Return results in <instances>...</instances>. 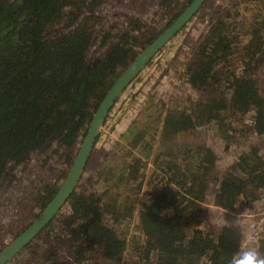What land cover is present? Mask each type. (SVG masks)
I'll use <instances>...</instances> for the list:
<instances>
[{
    "label": "trees",
    "instance_id": "1",
    "mask_svg": "<svg viewBox=\"0 0 264 264\" xmlns=\"http://www.w3.org/2000/svg\"><path fill=\"white\" fill-rule=\"evenodd\" d=\"M85 1L88 13L79 19L67 13L75 0H0V217L15 203L11 191L15 182L22 183L19 167L26 169L33 155L47 147L49 152L30 171L36 179L11 220L0 218V249L8 232L24 231L26 219L54 197L107 90L136 56L135 48L158 32L129 15L121 33L114 34L113 25L102 33L94 52L96 27L106 18L95 9L106 1ZM117 1L141 11L152 3L149 13L159 8L168 24L192 2L111 0V5ZM67 18L70 28L56 30ZM199 45L184 68L198 94L184 100L181 110L164 115L161 103L158 111L138 118L102 162L87 169L44 228L48 249L36 264H228L241 250L240 229L209 226L203 203L212 179L218 187L212 203L218 207L259 201L264 158L253 148L220 176L210 165V147L186 145L179 136L203 124L229 145L246 142L254 133L264 135V0L219 6ZM224 81L232 105L221 89ZM250 111L247 122L242 117ZM19 254L9 264L17 263Z\"/></svg>",
    "mask_w": 264,
    "mask_h": 264
},
{
    "label": "rangeland",
    "instance_id": "2",
    "mask_svg": "<svg viewBox=\"0 0 264 264\" xmlns=\"http://www.w3.org/2000/svg\"><path fill=\"white\" fill-rule=\"evenodd\" d=\"M105 1L106 3L103 2L101 6H97L95 9L98 15L102 17L106 16V18L104 21L105 24L96 27L95 41L91 47V50L94 52L99 44L98 40H100L102 33L111 29L112 25V32L114 34L121 33L128 24L127 17L129 15L141 18L149 23L151 25L150 27H156L158 32L168 25V23L164 21L165 19L160 17L161 12L159 8H152V12L149 13L151 6H153L152 3L150 7L148 6L144 11H141L138 8L139 6L135 9L131 7L128 9L123 7V5H119V1L114 2L112 5L111 0ZM229 1L230 0H209L201 13L196 14L184 29L165 45L126 88L104 123L99 140L93 151L94 154H92V165L87 167L89 171L94 170L95 166L102 162L105 153H109L113 150V147L121 140L122 134L129 129L131 124L138 118H142L144 114L149 112L158 111V108L161 107V103L163 107L161 113H164V115L168 112L181 110V104L184 100L198 94L190 88L185 79V64L191 60L194 51L200 48L199 44L207 33L209 18L213 16L219 6L226 5ZM88 3L89 2L85 0H75V2L68 7V16H73L75 18L79 17V19L83 18V16L88 13L86 12ZM89 6L94 10V3H90ZM70 23V19L67 18L64 22L59 24L56 30H68L70 28ZM113 42L112 40L110 45ZM143 47L137 46L135 49L139 52ZM94 54L95 53L91 51L89 53L90 57H93ZM232 65L233 67L236 66L238 71H241L243 68L240 63L234 60L232 61ZM261 74V77L264 79V70ZM227 87L228 84L226 82L221 85L222 91L226 92L228 95V105H232V102H230L232 92H230ZM252 116L253 112L250 111L247 113V116L241 117H245L246 121L249 122ZM179 138L184 143H187L186 145L194 142L210 147L212 151L209 154L213 157L210 165L213 166L214 173L220 174V176H224L228 173L234 164L237 163L244 154L250 153L253 148H256L258 150L257 154L261 156V158H264V135H258L256 133L250 135L246 142L229 145L223 139L221 133L214 130L209 124H203L181 132ZM51 144L52 143H50L49 146H52ZM46 153H49L48 147L44 151L33 155L32 159L27 162L26 169L22 168L23 166L19 167L18 177L22 178V183L17 184L15 182L13 184L11 195L14 197L15 203L1 214L0 218L2 221L11 220V212L26 198L27 194L25 191H27L28 188L30 189L31 180L36 179V173L30 171L36 168L37 164L39 165L41 156L44 157ZM87 169L85 174L87 173ZM217 188V184L213 182L212 179L209 185V195H207V200L203 203L205 222L209 226L214 227L223 228L224 226H235L239 228L243 234L241 250L248 245V240L246 238L255 236V247H257L261 253H264V195L259 201H255L250 205L245 204L239 205L234 209H223L212 203ZM5 196L4 194L3 197ZM41 210V208L36 209L34 217H28L24 226L26 225L27 227ZM21 224L22 223L19 222L15 223L16 226H20ZM17 231V228H15L12 232H8L4 240L5 242L1 247L14 239L19 234ZM46 240L47 235L45 236V233L42 231L29 246L20 252L19 261L16 264L39 263L41 256H43L48 249L45 242ZM67 253L65 255H67ZM67 259L70 260V257L68 256ZM43 264L50 263L44 262ZM201 264H211V262L204 260Z\"/></svg>",
    "mask_w": 264,
    "mask_h": 264
},
{
    "label": "water",
    "instance_id": "3",
    "mask_svg": "<svg viewBox=\"0 0 264 264\" xmlns=\"http://www.w3.org/2000/svg\"><path fill=\"white\" fill-rule=\"evenodd\" d=\"M205 2L206 0H192L188 7L171 24L159 31L120 72L95 110L56 194L24 231L1 247L0 264H7L27 247L65 206L80 185L104 123L122 93L165 45L195 17Z\"/></svg>",
    "mask_w": 264,
    "mask_h": 264
},
{
    "label": "clouds",
    "instance_id": "4",
    "mask_svg": "<svg viewBox=\"0 0 264 264\" xmlns=\"http://www.w3.org/2000/svg\"><path fill=\"white\" fill-rule=\"evenodd\" d=\"M246 239L248 245L233 254L228 264H264V253L255 247V236H249Z\"/></svg>",
    "mask_w": 264,
    "mask_h": 264
},
{
    "label": "flooded vegetation",
    "instance_id": "5",
    "mask_svg": "<svg viewBox=\"0 0 264 264\" xmlns=\"http://www.w3.org/2000/svg\"><path fill=\"white\" fill-rule=\"evenodd\" d=\"M168 25H169V24H168ZM168 25H167V26H168ZM19 234H20V232H19ZM31 243H32V242H31ZM31 243H29V245H30ZM29 245H28V246H29ZM25 248H26V247H25ZM25 248H24V249H25ZM24 249H23V250H24ZM18 254H19V253H18ZM18 254H17V255H18ZM17 255H16V256H17ZM16 256H15V257H16ZM17 260L19 261V258H18ZM40 260H41V259H40ZM9 262H10V261H9ZM9 262H8L7 264H9ZM19 263H20V262H19ZM39 263H40V262H39ZM43 263H44V262H43ZM43 263L41 262V264H43ZM15 264H16V263H15ZM28 264H29V263H28Z\"/></svg>",
    "mask_w": 264,
    "mask_h": 264
}]
</instances>
